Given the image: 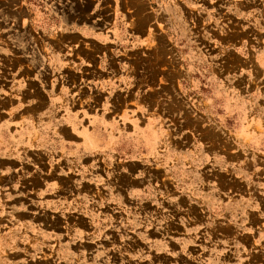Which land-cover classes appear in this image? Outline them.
Returning <instances> with one entry per match:
<instances>
[{"label": "rangeland", "instance_id": "374dc122", "mask_svg": "<svg viewBox=\"0 0 264 264\" xmlns=\"http://www.w3.org/2000/svg\"><path fill=\"white\" fill-rule=\"evenodd\" d=\"M39 2L0 0V264H264V0ZM56 50L74 103L8 116L6 62Z\"/></svg>", "mask_w": 264, "mask_h": 264}, {"label": "crops", "instance_id": "0c3cea01", "mask_svg": "<svg viewBox=\"0 0 264 264\" xmlns=\"http://www.w3.org/2000/svg\"><path fill=\"white\" fill-rule=\"evenodd\" d=\"M40 1V6L43 7V9L46 7V9H50L51 13L49 15V19L53 21L55 19V15L53 13L56 9H59L61 1L64 3L67 0H37ZM22 1L17 3L18 7H22ZM28 10V9H27ZM26 12V16L20 17V28H23L25 22L28 20V23L31 22V15ZM45 10V9H44ZM41 20L46 21V15H40ZM57 20L63 23V25H68L70 22H74L72 19H69V17H59L57 16ZM85 21V20H83ZM97 22V23H96ZM94 23L90 24H84L82 26V33L84 37L89 38H100L108 36L109 33L106 32L99 24V21H96ZM262 22V21H260ZM29 25V24H28ZM9 30V29H8ZM109 32H113L109 30ZM9 34V31L8 33ZM6 34V35H7ZM66 51H63V54L60 55L61 52L54 51L51 53V55H48L49 58H51V62H35L33 65L35 66V69L30 68V64L20 65V64H13L11 62H6V103L11 106V103L13 105V109L9 110L7 109L6 112H8V116H23V112H30L31 110L37 109L44 110L46 107L50 106V103L54 105H59L64 108L69 109L71 106L69 104H73L74 101L70 99L66 93L68 88V77L67 74L70 72V65L68 63L60 64V62H57L59 60L65 62L69 58L68 53L66 55ZM43 55V54H42ZM54 57V58H53ZM32 63V62H31ZM77 66L82 68L85 73H89L90 75H94V81H99V85L103 82H108L110 78L114 79L115 77L120 78L121 76H124V74H121V67L114 62L110 61L109 66L106 68V64H101L99 59L97 64H90L85 62H78ZM49 75V79H47L48 89L47 92L44 93L42 90L36 91L35 97H39L37 101H35L34 104H28L26 105V102L24 101H34L36 99H30L32 97V87L30 86L32 83L40 86V79L43 77V79H46V76ZM66 76V77H65ZM41 77V78H40ZM39 80V81H38ZM41 89V88H40ZM66 92V93H65ZM22 96V98H21ZM20 103L24 104L23 107L29 108L27 109H21ZM45 105H42L44 104ZM47 103V105H46ZM14 107H19L18 109H15ZM22 107V108H23ZM52 107V106H51ZM50 109V108H49ZM51 110V109H50ZM3 111L0 110V116L3 117ZM13 114V115H12ZM36 117H38V113L35 114ZM43 117V114L40 115ZM6 130V124H3L2 129H0V136L4 139L3 135ZM1 143H5V140ZM0 162H2L3 168V176H5L6 171V158L0 157Z\"/></svg>", "mask_w": 264, "mask_h": 264}]
</instances>
